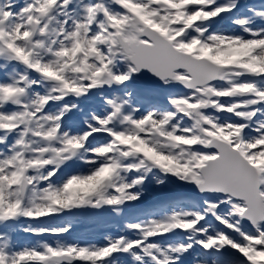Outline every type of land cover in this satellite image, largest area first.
I'll list each match as a JSON object with an SVG mask.
<instances>
[{"label":"snow or ice","instance_id":"snow-or-ice-1","mask_svg":"<svg viewBox=\"0 0 264 264\" xmlns=\"http://www.w3.org/2000/svg\"><path fill=\"white\" fill-rule=\"evenodd\" d=\"M0 264H264V0H0Z\"/></svg>","mask_w":264,"mask_h":264},{"label":"rangeland","instance_id":"rangeland-1","mask_svg":"<svg viewBox=\"0 0 264 264\" xmlns=\"http://www.w3.org/2000/svg\"><path fill=\"white\" fill-rule=\"evenodd\" d=\"M171 191L169 189H162L157 188L154 185H150L148 195L146 197V203H151L152 197L162 199L163 196L170 195ZM82 215H89V214H82ZM83 217V218H82ZM80 218L81 220L86 219V223L83 226L82 235L77 237L75 234L65 237V239L73 240V239H88L97 241L98 237L102 239L105 233L116 231L115 225L117 222L112 219V217L104 215V216H96V215H89V216H81L78 215L73 217L74 223H77ZM108 222V223H107ZM17 239L21 244L30 243L34 241L36 238L28 236L27 234H17Z\"/></svg>","mask_w":264,"mask_h":264}]
</instances>
